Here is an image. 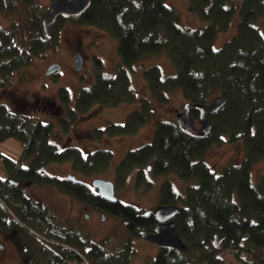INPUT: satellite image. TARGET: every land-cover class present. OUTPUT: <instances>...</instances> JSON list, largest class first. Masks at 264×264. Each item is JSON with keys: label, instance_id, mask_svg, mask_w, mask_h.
<instances>
[{"label": "trees", "instance_id": "trees-1", "mask_svg": "<svg viewBox=\"0 0 264 264\" xmlns=\"http://www.w3.org/2000/svg\"><path fill=\"white\" fill-rule=\"evenodd\" d=\"M190 8L206 24L184 25L167 0H92L90 7L73 19L103 28L119 40V75H99L93 84L79 91L72 106L64 87L57 97L14 100L12 103L18 106L15 110L0 102V141L15 137L23 149L18 160L2 157L10 177H0V230L10 233L13 240L17 236L14 243L25 264L83 260L89 264H130L133 251L129 243L108 252L73 230L59 231L51 222L47 206L28 197L22 187L27 180L61 187L84 203H98L110 213L123 215L135 234L137 228L152 227L154 218L138 215L132 205L108 201L86 183L60 181L44 167L67 161L86 173L108 167L113 157L109 148L83 154L80 148L68 144L60 149L53 136L58 132L61 137L68 136L62 132L71 135L72 125L96 105L137 102L123 124L111 123L97 129L109 136L133 134L153 117L149 103L166 101L167 91L175 88L192 105L194 118L199 116L198 104H208L219 96L226 103L209 115L212 129L208 134L188 131L177 119L158 118L153 140L128 151L116 167L117 184L124 183L133 168L149 161L154 162L157 174L174 172L194 181L181 194L166 182L161 196L162 203L180 204L175 227L189 244L188 249L162 248L148 264H222V248L246 264H264V174L257 181L251 175L253 164L264 157V34L258 25L264 16V0H190ZM235 18L236 33L222 47L215 48L217 32L226 30ZM41 19L37 16L31 23L32 33L24 32L29 40L26 48L23 41L14 43L12 34L0 26V88L10 83L14 70L25 66L31 55L58 43L55 28L64 19L58 20L51 35L44 30ZM162 52L171 59L175 73L164 78L160 66L144 68L151 98H137L130 71L145 58ZM34 107L55 114L56 125L23 112ZM225 135L230 141H243L245 155L215 172L204 163L205 150L212 142L223 141ZM18 179L20 184L11 181ZM216 233L225 235L220 248L212 243ZM244 256L249 260L244 261Z\"/></svg>", "mask_w": 264, "mask_h": 264}, {"label": "rangeland", "instance_id": "rangeland-1", "mask_svg": "<svg viewBox=\"0 0 264 264\" xmlns=\"http://www.w3.org/2000/svg\"><path fill=\"white\" fill-rule=\"evenodd\" d=\"M53 1L33 0L32 3H28L27 0H4L0 11V26L4 31L12 34L14 43L21 44L20 41H23L22 46L26 48L28 47L26 42L29 40L27 36H24V32L32 33L31 23L37 16H42L43 19ZM167 4L178 12L184 25L197 27L206 24L192 11L190 0H167ZM258 25L264 34V16L258 20ZM55 29L58 33V43L52 48H46L43 53L31 55L25 66L14 70L10 83L0 88V102L8 104L11 109L15 110L18 106L12 103L14 100L32 99L37 96L57 97L59 90L64 87L69 91L71 99L69 105L72 106L79 91L83 87L93 84L99 75H119L121 65L118 50L119 40L112 36L109 31L96 25L82 24L79 20L70 18L62 21ZM236 29L237 18L230 23L226 30L217 32L214 38V47H222L224 42L236 33ZM21 35L25 39L21 40ZM76 53L81 54L84 60L80 70L75 68L76 62L73 55ZM53 64L59 65L60 68L50 76L51 73L47 74L46 72ZM153 65L160 66L164 78L175 73L174 64L164 52L145 58L135 64V69L128 70L131 74L132 86L138 93L137 98L139 96L151 98L143 71L144 68ZM166 94L168 97L166 101L160 100L156 103L153 100L149 103L148 106H151L154 111L153 117L133 134L109 136L106 132H98L97 129H105L111 123L123 124L128 114L138 106L137 102H124L116 106L96 105L86 117L77 120L72 125L69 131L71 135L59 129L68 136L61 137L63 135L59 132L53 136L52 139L58 141L59 144L57 143V145L60 149L68 145L75 146L80 148L83 154L96 151L99 148H106L105 143H109L107 148L113 152V157L108 167H101L86 173L75 169L72 161H67L49 163L44 167L45 171L58 177H65L72 173L79 180L90 185L92 180L96 178L116 180V167L119 166V162L128 151L153 140L157 119L176 120L177 114L183 111L186 99L181 90L175 88L168 90ZM23 112L31 113L44 122H53L56 125L55 114L49 113V115L41 108L34 107L31 111L25 110ZM194 119L197 126L196 130H202V124L198 117ZM221 140L223 141L218 143L212 142L206 148L203 158L204 163L215 172H221L227 165L240 161L245 155L243 141H230L226 135ZM22 150L20 140L15 137L0 141V177L3 178L7 175L6 162L2 157L18 160L22 156ZM148 165L153 166L151 169H147ZM140 168L142 169L139 171L140 177L147 180L148 184L137 183L139 172L137 168H133L128 173L124 183L116 184L115 191L120 202L135 205L140 213L152 212L150 211L151 208L160 205L162 189L166 182H170L174 192L180 194L185 193L188 187L194 185L193 180L182 179L174 172L155 173L153 161H149ZM262 174H264V157L254 163L251 168L254 181H257ZM93 190L97 192L95 188ZM24 193L48 207L51 222L57 229L63 226V228L73 230L82 239L99 243L108 252H114L129 243L133 251L130 264H148L149 260L158 253L159 247L146 240L142 235L132 233L122 217H115L98 211L97 208L87 203H81L61 190H56L54 185L28 184ZM88 213H90L89 217L86 216ZM103 214L106 215V218L102 217ZM4 238L5 236L0 232V243ZM9 241L6 242L8 243L7 249L3 250L0 255V264H25L23 259L17 256L16 253L18 252L14 248L15 245L12 246ZM184 242L187 244V250L189 244ZM220 250L222 264H246L236 258L229 249L222 248ZM187 252L189 254L190 250ZM243 260L248 261L249 259L244 256ZM70 264H89V262L86 260L72 261Z\"/></svg>", "mask_w": 264, "mask_h": 264}, {"label": "water", "instance_id": "water-1", "mask_svg": "<svg viewBox=\"0 0 264 264\" xmlns=\"http://www.w3.org/2000/svg\"><path fill=\"white\" fill-rule=\"evenodd\" d=\"M92 0H54L49 7L47 14L42 19V25L47 34H51V27L59 17L68 18L84 13L91 5ZM75 68L80 70L84 60L81 54L75 56ZM60 68L59 65L53 64L47 74L53 73ZM226 99L221 96L215 98L208 104H198L196 108L200 111L199 120L202 124V131L208 134L212 129V123L209 119V114L218 111L224 104ZM192 105L189 102L184 104L182 112L177 114V122L188 131L197 129L196 121L191 115ZM74 178V177H73ZM93 186L98 189L99 194L108 201H116L118 198L115 195V184L111 180L96 178L93 181ZM149 213V212H147ZM156 218L158 224L155 227V232L150 233L142 231L141 235L148 240L153 241L158 246L163 248H174L179 251H185L187 244L179 236L176 230L175 217L179 213V207L176 205H162L156 210ZM225 240V235L216 233L212 239V243L216 248H220ZM2 245H0V250Z\"/></svg>", "mask_w": 264, "mask_h": 264}, {"label": "flooded vegetation", "instance_id": "flooded-vegetation-1", "mask_svg": "<svg viewBox=\"0 0 264 264\" xmlns=\"http://www.w3.org/2000/svg\"><path fill=\"white\" fill-rule=\"evenodd\" d=\"M73 19L74 18V16H71V17H68V18H64V17H59L58 19H57V21L58 20H60V19H64V20H68V19ZM56 24V22L52 25V27H51V32L53 31V28H54V25ZM76 54H78V53H76ZM76 54L75 55H73L74 56V58H75V56H76ZM56 72V71H55ZM52 74H54V72L53 73H51L50 74V76L52 75ZM191 112H192V108H191V110H190ZM199 111V110H198ZM210 115V114H209ZM199 117H200V111H199V116H198V119H199ZM202 131V130H201ZM105 146H109V143H105ZM106 147V148H107ZM104 148V147H103ZM99 149H102V148H99ZM99 149H97V150H99ZM105 149V148H104ZM126 156V155H125ZM124 156V157H125ZM124 157H123V159H124ZM23 162V164L24 163H27L26 161H22ZM121 162V161H120ZM24 165H27V164H24ZM153 166V165H152ZM152 166L151 165H148L147 166V169H151L152 168ZM135 168H137V171L139 172L140 170H142L140 167H135ZM140 168V169H139ZM141 173H142V171H141ZM52 176H54V175H52ZM141 176V174H140V172H139V176H137V183H141V184H143V182H144V184H148V181L147 180H144V178L143 177H140ZM5 177H10V175H9V173L7 172V175L5 176ZM58 180H60V181H63V182H66L67 183V181H71V182H81V183H84L82 180H79V178H77V176L75 175V174H72V173H69V174H67L65 177H58V176H55ZM74 177V178H73ZM11 181H15L14 183H16V184H20V181H19V179L18 180H11ZM93 181H94V179L92 180V182H91V185L89 184V183H86L88 186H89V188H91V189H94L95 188V190L97 191L96 193H98L99 194V192H98V189L96 188V187H94L93 186ZM114 182V184H115V191H116V187H117V182H116V180H114L113 181ZM32 183H36V182H32L31 180H27V181H25V184L26 185H28V184H32ZM39 185H44V184H40V183H38ZM26 185L25 186H23L22 188H23V191H24V189L26 188ZM54 188L56 189V190H61V191H63L64 193H66V194H69L70 196H72L73 198H75L76 200H78V201H80V199L79 198H77L74 194H72V193H69L68 191H65V190H63V189H61V187H58V186H55L54 185ZM93 192H94V190H92ZM100 195V194H99ZM116 195V194H115ZM101 196V195H100ZM104 198V197H103ZM105 199V198H104ZM117 201V200H116ZM116 201H114V202H116ZM39 202H41V201H39ZM81 203H84V202H82V201H80ZM112 202V201H111ZM122 203V202H121ZM88 205H91V206H93V207H95V208H97V210L98 211H103V212H105L106 214H109V215H112V216H115V217H122L123 219H124V221L127 223V226H128V228L130 229V221L126 218V217H124L123 215H117V214H113V213H110V212H108V211H106L104 208H102L98 203H93V204H91V203H87ZM124 204V203H123ZM127 205V204H126ZM129 205H132V204H129ZM162 205H172V204H168V203H162L161 202V200H160V205L159 206H157V207H153V208H151L150 209V211H152V212H149V213H147L146 211L144 212V213H140L139 212V209L135 206V205H132L138 212H139V214L138 215H140V216H144V217H153L154 218V223L152 224V227H150V228H137V230H136V232L138 231V234H140L141 235V232L142 231H146V232H150V233H154L155 232V227H156V225L158 224V220H157V218H156V210L159 208V207H161ZM177 206H179V205H177ZM48 208V207H47ZM180 208V207H179ZM148 211V210H147ZM50 214V213H49ZM87 217H89L90 216V213H88L87 215H86ZM102 217L103 218H106V215L105 214H103L102 215ZM102 217H101V219H102ZM68 228H63V226L62 227H59V231H62V230H67ZM130 230H132V229H130ZM132 231H135V230H132ZM0 232H1V234H3L4 236H5V238L2 240V242L0 243V245H2V248H1V250H0V255H1V253H2V251L3 250H5V249H7V246H8V243H6V242H8L9 240V242H11V245L13 246V244L15 245L14 246V248L17 250V252L18 253H16L17 254V256L18 257H20V259H22L21 258V253H20V251L18 250V246L14 243L16 240L15 239H17V236H16V238L13 240L12 238V236H10V233H7V232H5V231H3V230H0ZM9 239V240H8ZM146 240H148V239H146ZM148 241H150V242H152V243H154L153 241H151V240H148ZM154 244H156V243H154ZM157 245V244H156ZM155 246V245H154ZM158 246V245H157ZM159 247V249H158V252L163 248V247H160V246H158ZM173 249V248H172Z\"/></svg>", "mask_w": 264, "mask_h": 264}]
</instances>
